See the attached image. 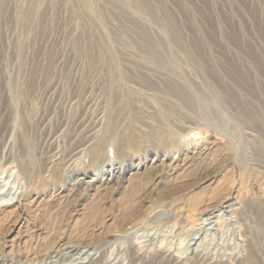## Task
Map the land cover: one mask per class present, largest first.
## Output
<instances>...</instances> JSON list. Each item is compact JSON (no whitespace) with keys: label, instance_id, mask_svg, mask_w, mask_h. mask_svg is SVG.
<instances>
[{"label":"rangeland","instance_id":"obj_1","mask_svg":"<svg viewBox=\"0 0 264 264\" xmlns=\"http://www.w3.org/2000/svg\"><path fill=\"white\" fill-rule=\"evenodd\" d=\"M144 1L154 20L137 0H0V169L30 167L43 182L15 199L47 202L17 228L0 190V264H62L57 244L78 264H264V0ZM167 20L189 53L171 48L174 95L127 94L89 65L109 40L128 85L149 79L139 29L162 38ZM167 122L179 150H163ZM32 247L42 260L17 257Z\"/></svg>","mask_w":264,"mask_h":264},{"label":"bare ground","instance_id":"obj_2","mask_svg":"<svg viewBox=\"0 0 264 264\" xmlns=\"http://www.w3.org/2000/svg\"><path fill=\"white\" fill-rule=\"evenodd\" d=\"M120 1H123V0H120ZM83 2L86 3V0H83ZM137 3H138L137 5L138 7H137L136 12L142 16L148 17L150 20H154L155 17H154V12H153L152 7H150L148 3L144 0H137ZM94 14L95 16L96 15L99 16V12L97 11H94ZM161 29L163 31L162 38L161 37L155 38L147 34L142 28L139 29L140 30L139 32L141 34L140 35L141 42L137 44L136 47H137L139 58H141L144 61L145 65L150 70L149 77H148L149 79H144L143 81H134L135 83L128 85L127 81H130L131 78L127 74H125L124 71L119 69L118 63L116 60V53L109 40L104 44V50H101L97 54L91 55L89 57V65L99 62L101 63L102 66L104 64L107 66H112L115 70V74L113 75L111 80L122 82V84L126 82L125 92H127V94H141V92L148 90L150 91L148 94L151 95V98L155 99L156 96H159L161 93L164 92L163 89L165 88L167 90L166 92L167 95L172 96L175 94L176 88H177L175 86V78H174V74H176V71L174 70V66L177 65V60L170 56L171 48L176 47L178 50H181L187 54L189 53H188V49L186 48L185 44L179 37L178 32L174 29L170 21L167 20L166 22H163ZM167 36L170 37V40L167 38ZM103 52H105V54H103ZM187 62L190 65H192L197 71L202 72L203 70L202 64L194 57H191V55L187 57ZM162 76H164V78H161ZM152 80L153 81L159 80V83H153ZM179 92L182 93V96H185L184 91L181 90ZM189 98L190 97H188V102H191V99ZM232 102L233 104L237 105L234 99L232 100ZM218 103L219 105H221L220 102ZM237 107H239L240 109L242 108L240 107V105H237ZM162 115H164V113H162ZM168 127L169 128L167 129V133H166L168 135L167 136L168 138L165 141L162 139L163 140V143H162L163 150H166L167 147H173L174 149L179 150L181 147L180 143H182L183 140H181L179 135L175 133L176 130L174 131L173 129L175 128V126L169 124ZM165 138L166 137H164V139ZM85 147L86 146H84L82 149L84 150ZM82 149L80 150V152H83ZM28 154H29L28 155V160H29L31 157V152L29 151ZM152 167L154 166L150 165V168ZM50 168L52 167L49 165L47 168L44 169L43 173L46 174V171H49V170L51 171ZM70 170L71 169L69 168L68 171ZM8 171L10 170L0 169V190L1 191L11 190L10 195L12 196L10 198V201L9 202L7 201L8 203L7 208L9 209L6 210V212L7 211H8L7 213L14 212L20 206L22 207V210L24 211L25 215L23 216L21 220L18 221L17 228H20L21 226H23L24 223H28V222L31 223V221L36 223L38 222V220L40 221V217L42 215L44 216L46 212L47 202L45 201L44 203L42 202V200H40L39 202H36L34 201V199L26 202L24 200L20 201V198L26 192L28 193L32 189L37 190L36 188H39L41 186L40 184L43 181L40 180V184H39V181L36 179V177L32 175V170H30V167H27L24 164L17 165L16 168L13 171H11L9 175H6V172ZM136 174L137 172L133 173L134 178ZM6 176H7V179L5 180ZM42 179L43 180L46 179V175L42 176ZM74 180L78 182L82 181L85 183H90L93 179L84 181L83 178H74ZM22 182H24L27 185V189L25 190L21 189L23 186ZM74 185L75 184H72L70 189L76 188ZM95 188H97V186ZM16 194L20 197L18 200L15 199ZM236 208H237L236 204H233V205L229 204L227 205L226 212L233 213ZM214 211L215 209H212L206 213L208 219L213 218L214 216L213 214L215 213ZM82 247L86 249H83L82 251H80L81 254H84L87 257L89 256L92 257L93 253L89 252L90 246L83 245ZM76 249L77 247L75 246L61 247L60 245L57 244L56 246H51V248L49 247L46 250V257L52 258L53 262H57V260H59L61 257L63 259L62 264H78L79 263L78 259L80 258L79 256H77L73 260H68V261L63 262L66 257H70V255H77L78 252L76 251ZM133 254L134 256L140 255L139 252L136 251L135 249L132 250L131 256ZM42 255H43L42 253L39 254V251H37L36 248L32 247L29 250L27 248L21 251L17 257L19 259L23 258L25 260H32L36 258L38 259L41 258L42 260Z\"/></svg>","mask_w":264,"mask_h":264}]
</instances>
